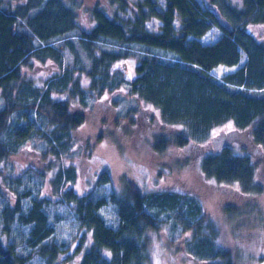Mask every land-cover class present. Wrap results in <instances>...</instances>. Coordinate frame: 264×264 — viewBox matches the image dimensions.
<instances>
[{
  "label": "trees",
  "instance_id": "obj_1",
  "mask_svg": "<svg viewBox=\"0 0 264 264\" xmlns=\"http://www.w3.org/2000/svg\"><path fill=\"white\" fill-rule=\"evenodd\" d=\"M240 1L236 6L223 0V8L199 0H137L131 5L108 0L105 7L92 6L93 24L85 32L71 2L0 0V163L4 166L28 150L40 160L48 159L51 169L52 161L71 156L73 132L83 123L89 100L122 86L127 87L126 98L156 109L162 126L180 128L179 146L202 145L213 128L232 122L234 130L248 132L253 143L264 147V39L258 40L252 30L264 28V0ZM127 6L130 16H124ZM151 18L160 21L157 32L145 26ZM211 28L219 31L218 39L201 43L200 37ZM31 58L36 64L48 60L57 71L34 82L22 72ZM125 58L134 59L135 76L130 80L112 67ZM242 58L243 65L223 78L210 74L218 66H236ZM233 146L212 149L201 158L204 177L236 182L243 189L255 187V165ZM29 169L33 172L24 169L20 175L29 172L45 179L59 202L71 207L75 245L68 253L70 243L61 248L55 241L48 200L11 186L3 193L8 182L4 184L7 176L0 170V264H66L73 254L77 264H149L147 231L163 223L170 226V234L192 232L183 246L197 263L231 262L214 246V228L204 222V209L190 194L141 193L133 181L124 180L112 186L106 198H95L90 191L78 195L72 189V165L50 171V178L46 170ZM9 180L21 183L16 175ZM111 180L102 170L96 182L112 185ZM108 205L113 225L102 215ZM16 225L30 227L23 244L26 252L9 241Z\"/></svg>",
  "mask_w": 264,
  "mask_h": 264
},
{
  "label": "rangeland",
  "instance_id": "obj_2",
  "mask_svg": "<svg viewBox=\"0 0 264 264\" xmlns=\"http://www.w3.org/2000/svg\"><path fill=\"white\" fill-rule=\"evenodd\" d=\"M64 1L74 4L79 27L89 32L93 24L90 9L98 3L105 7L108 0ZM124 1L127 2H124L125 4L131 5L137 0ZM199 1L205 4L213 1L225 7L223 0ZM228 1L236 6L241 5L240 0ZM125 9L124 16H130L129 6ZM159 25L160 21L155 18L145 22L146 28L152 32H157ZM252 30L257 33L258 40L264 39V28L257 26ZM219 35L216 28H211L199 40L203 44H211ZM71 39L76 40L77 37ZM29 61V65L23 67L22 72L34 82L38 83L40 79L57 71V67L48 60L43 64H36L32 58ZM244 62L245 59L242 58L236 66H218L211 70L210 74L216 79H221L235 72ZM112 67L123 71L126 80L135 76L133 58L120 59L114 62ZM74 75L78 76L77 73ZM78 78L81 83H87L83 75ZM127 96V87L122 86L119 90L105 92L89 100V108L82 111L84 121L73 132L75 146L71 156L60 162L52 161L51 169L47 164L48 159L40 160L28 150L19 157L11 158L4 166L0 163L2 174L7 176L4 184L8 182L3 188V193H7L5 191L11 186L17 187L21 194L29 191L32 197L38 195L48 200L50 208L47 213L54 227L55 241L61 248L70 243V253L75 245L71 241L77 231L71 207L59 202L60 197L55 195L56 190L45 179L41 181L29 172L20 175L22 170H46L47 178H50V171L72 165L76 171L72 189L78 195L90 191L95 198H106L112 186L119 187L124 180L133 181L141 193L172 190L184 192L194 196L203 207L204 222H210L216 233L210 232V238L215 247L218 245L228 255L230 264H264V147L254 144L248 132L233 133L232 122L213 128L209 139L202 145L188 143L179 146L176 136L180 128L162 126L156 109L152 111L137 99L126 98ZM223 132L226 135H222ZM223 144L234 145L240 153L249 155L255 162L252 182L255 187L243 189L236 182L223 183L204 177L200 168L202 153L213 148L216 150ZM10 168L14 171L10 172ZM102 170L108 171L112 185L96 182ZM15 175L17 181H21L19 186L17 182L13 185L9 183L12 182L9 178ZM3 202L0 197V209ZM102 215L113 225L115 217L109 205L102 210ZM29 228L16 225L12 230L9 241L16 244L18 251L26 252L23 244ZM170 233L167 223L147 231L149 264H199L184 251V242L190 238L192 232L180 233L179 230H173V234ZM74 255L66 264H77V254ZM65 256L67 257V254ZM34 262L32 264H40L39 261Z\"/></svg>",
  "mask_w": 264,
  "mask_h": 264
},
{
  "label": "flooded vegetation",
  "instance_id": "obj_3",
  "mask_svg": "<svg viewBox=\"0 0 264 264\" xmlns=\"http://www.w3.org/2000/svg\"><path fill=\"white\" fill-rule=\"evenodd\" d=\"M245 132V131H244ZM233 133H239L238 131H236V130H234L233 131ZM222 135H226V133H224L223 132V134ZM255 144V143H254ZM223 147H229L227 144H223L222 146H220L218 149H216V150H219V149H221V148H223ZM213 149H215V148H213ZM211 150H209V151H204L203 153H202V156H201V158H203V157H205L209 152H210ZM250 157V156H249ZM251 159V158H250ZM252 160V159H251ZM252 163L253 164H255V162L252 160ZM202 174H203V172H202ZM204 175V174H203ZM237 184H239V183H237Z\"/></svg>",
  "mask_w": 264,
  "mask_h": 264
}]
</instances>
